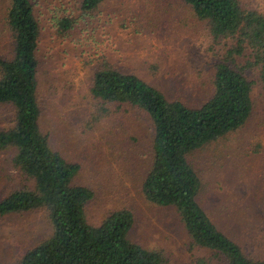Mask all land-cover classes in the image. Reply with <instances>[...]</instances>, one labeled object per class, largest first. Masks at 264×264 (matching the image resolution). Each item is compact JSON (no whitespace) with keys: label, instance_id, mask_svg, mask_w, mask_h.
Masks as SVG:
<instances>
[{"label":"rangeland","instance_id":"374dc122","mask_svg":"<svg viewBox=\"0 0 264 264\" xmlns=\"http://www.w3.org/2000/svg\"><path fill=\"white\" fill-rule=\"evenodd\" d=\"M31 1L40 25L35 55L41 132L53 151L79 165L72 183L92 190L85 207L88 223L98 226L111 212L126 209L134 217L130 240L158 252L162 264H225L192 243L173 208L145 200L142 183L153 137L147 116L129 106L101 104L90 89L94 73L107 66L140 77L170 100L199 107L212 94L220 46L233 41L212 44L206 24L182 0H104L87 16L79 10L80 0ZM240 2L264 16V0ZM5 12L0 0V58L12 49ZM60 18L73 20L72 29L61 31ZM246 53L237 64L253 60L249 49ZM258 70L245 71L253 82L247 123L191 152L189 162L200 179V207L246 257L264 261V88ZM14 117L11 107L0 106V130L11 129ZM13 154L12 148L0 151V201L23 186L33 188L13 168ZM50 235L44 208L0 216V264H19Z\"/></svg>","mask_w":264,"mask_h":264},{"label":"trees","instance_id":"16d2710c","mask_svg":"<svg viewBox=\"0 0 264 264\" xmlns=\"http://www.w3.org/2000/svg\"><path fill=\"white\" fill-rule=\"evenodd\" d=\"M5 24L12 49L0 58V106L15 113L14 126L0 130V151L12 148L13 168L33 182V188L11 191L0 201V216L47 211L51 235L28 250L19 264H162L163 259L129 238L134 217L126 209L111 212L98 225L87 221L86 205L92 190L72 183L79 165L53 151L40 128L38 61L40 25L31 0H3ZM104 0H80L79 10L90 15ZM206 24L212 44L223 54L214 64L211 96L199 107L166 95L134 74L110 67L93 75L90 92L101 104L129 106L145 114L152 129L151 166L142 183L145 200L157 207H171L192 243L214 253L225 264H264L253 260L221 232L200 207V179L189 156L207 144L241 129L253 111V82L247 68L259 69L264 88V16L240 0H182ZM56 25L66 32L73 20L60 18ZM224 48V49H223ZM251 52L245 65L237 58ZM208 50L217 56L214 48ZM216 52V53H215Z\"/></svg>","mask_w":264,"mask_h":264}]
</instances>
